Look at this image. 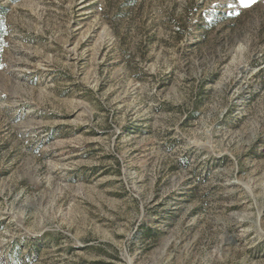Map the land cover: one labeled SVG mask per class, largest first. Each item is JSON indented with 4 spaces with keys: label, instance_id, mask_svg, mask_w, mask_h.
I'll return each instance as SVG.
<instances>
[{
    "label": "rangeland",
    "instance_id": "1",
    "mask_svg": "<svg viewBox=\"0 0 264 264\" xmlns=\"http://www.w3.org/2000/svg\"><path fill=\"white\" fill-rule=\"evenodd\" d=\"M0 264H264V0H0Z\"/></svg>",
    "mask_w": 264,
    "mask_h": 264
},
{
    "label": "snow or ice",
    "instance_id": "2",
    "mask_svg": "<svg viewBox=\"0 0 264 264\" xmlns=\"http://www.w3.org/2000/svg\"><path fill=\"white\" fill-rule=\"evenodd\" d=\"M255 0H240V4L242 7H249Z\"/></svg>",
    "mask_w": 264,
    "mask_h": 264
},
{
    "label": "trees",
    "instance_id": "3",
    "mask_svg": "<svg viewBox=\"0 0 264 264\" xmlns=\"http://www.w3.org/2000/svg\"><path fill=\"white\" fill-rule=\"evenodd\" d=\"M209 26H210V25H209ZM209 26H208V27H209Z\"/></svg>",
    "mask_w": 264,
    "mask_h": 264
}]
</instances>
